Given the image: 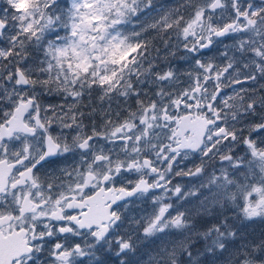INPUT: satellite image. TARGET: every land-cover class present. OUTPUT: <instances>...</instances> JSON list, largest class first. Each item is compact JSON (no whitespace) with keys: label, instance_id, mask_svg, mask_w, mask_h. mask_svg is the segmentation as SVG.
Here are the masks:
<instances>
[{"label":"snow or ice","instance_id":"6c2138e0","mask_svg":"<svg viewBox=\"0 0 264 264\" xmlns=\"http://www.w3.org/2000/svg\"><path fill=\"white\" fill-rule=\"evenodd\" d=\"M0 264H264V0H0Z\"/></svg>","mask_w":264,"mask_h":264}]
</instances>
